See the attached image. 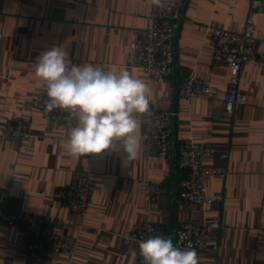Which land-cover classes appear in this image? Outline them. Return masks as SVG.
<instances>
[{"label": "crops", "instance_id": "0c3cea01", "mask_svg": "<svg viewBox=\"0 0 264 264\" xmlns=\"http://www.w3.org/2000/svg\"><path fill=\"white\" fill-rule=\"evenodd\" d=\"M169 1L183 5L175 74L153 84L143 70L129 66L134 31L146 26L152 0H0V202L22 199L26 212L79 239L76 256L53 252L46 264H138L134 246L124 241L136 223L153 221L173 240L182 221L207 225L216 219L221 228L211 235L220 248L215 254L201 252V264H264V0H258L255 31L261 61L244 67L240 91L247 102L233 113L224 101L231 68L214 62L209 28L243 32L252 0ZM54 45L67 52L71 64L126 68L149 81L152 102L177 114L172 158L151 156L145 142L142 156L129 166L110 152L71 157L64 147L68 129L34 108L26 113L31 136L21 142L5 139L3 127L20 115L23 103L47 94L34 69L38 56ZM185 70L210 86V99L181 97ZM181 140L209 142L218 149L204 163L229 170L227 177L207 184L210 195L224 194L222 207L180 200L176 145ZM224 152L226 160L220 157ZM83 172L91 175V201L80 215L54 193ZM147 182L165 188L162 201L147 202ZM27 241L25 230L0 221V264H27Z\"/></svg>", "mask_w": 264, "mask_h": 264}, {"label": "built area", "instance_id": "2783aa9c", "mask_svg": "<svg viewBox=\"0 0 264 264\" xmlns=\"http://www.w3.org/2000/svg\"><path fill=\"white\" fill-rule=\"evenodd\" d=\"M151 12L144 28L134 31L135 38L129 47V66L143 70L153 84L167 82L175 74L177 26L183 16V5L166 0L165 10L156 8L151 3ZM260 2L252 0L248 12L245 29L241 33L226 31L217 27L209 28V36L215 45L214 62L225 64L231 68L228 91L224 96L228 111L234 112L238 105L247 102V96L240 91L241 76L244 67L250 63H259L260 41L255 35L256 18ZM5 79V78H4ZM1 80V77H0ZM181 97L191 101L196 98L210 99L211 88L191 70H185L180 76ZM47 94H40L33 100H26L18 117L7 121L3 127V137L7 140L21 142L31 136V120L26 115L30 108L38 110L48 119L58 121L68 129L66 113L61 110L47 111L45 102ZM151 115H145V143L151 156L168 160L173 156V134L176 112L162 109L152 102ZM218 153V149L209 142L181 140L176 145V166L180 173L178 184L179 198L189 205H209L222 207L225 201L223 193L210 195L208 182L217 176L227 177L228 168L206 166L204 159ZM228 153L220 154L223 160ZM165 188L155 182L146 183L145 197L148 203L160 202L165 198ZM54 197L65 204L72 212L84 215L91 201V175L83 172L68 186L59 188ZM22 199H15L6 204L0 202V221L5 225L18 227L28 233L27 264H46L51 254L60 253L73 258L78 253L79 239L66 230L56 227L53 223L36 218L24 209ZM38 223L39 228L34 230ZM221 228V220L216 219L207 225H199L192 220L179 223L173 242L185 248H195L200 263L203 251L217 253L220 248L218 238H213L211 231ZM170 238L165 229L150 220L135 224L132 232L124 236L126 245H133L138 256V264H143L139 255L138 241L150 236Z\"/></svg>", "mask_w": 264, "mask_h": 264}, {"label": "clouds", "instance_id": "9594fccd", "mask_svg": "<svg viewBox=\"0 0 264 264\" xmlns=\"http://www.w3.org/2000/svg\"><path fill=\"white\" fill-rule=\"evenodd\" d=\"M165 10L166 0H152ZM61 46H52L36 59L34 74L46 86L45 108L66 113V153L74 158L105 152L129 166L143 154V117L151 115L150 82L128 69L105 70L92 64L75 65ZM143 264H199L191 245L181 248L171 238L150 236L138 242Z\"/></svg>", "mask_w": 264, "mask_h": 264}]
</instances>
